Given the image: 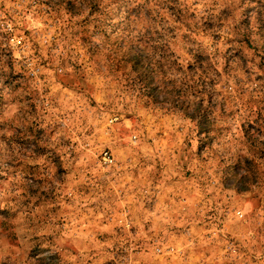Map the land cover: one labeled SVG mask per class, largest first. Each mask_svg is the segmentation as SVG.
<instances>
[{
    "label": "rangeland",
    "instance_id": "1",
    "mask_svg": "<svg viewBox=\"0 0 264 264\" xmlns=\"http://www.w3.org/2000/svg\"><path fill=\"white\" fill-rule=\"evenodd\" d=\"M0 264H264V0H0Z\"/></svg>",
    "mask_w": 264,
    "mask_h": 264
},
{
    "label": "trees",
    "instance_id": "2",
    "mask_svg": "<svg viewBox=\"0 0 264 264\" xmlns=\"http://www.w3.org/2000/svg\"><path fill=\"white\" fill-rule=\"evenodd\" d=\"M122 40H124V42H126L124 38H122ZM119 48H122V46H120ZM128 52H129L128 54H125L126 57H130V56L135 55V53L132 49L128 50ZM114 54L119 55L120 53H119V51L115 50ZM125 55H122V56H125ZM132 60L135 62L136 65L139 64V60H136V59H132Z\"/></svg>",
    "mask_w": 264,
    "mask_h": 264
},
{
    "label": "built area",
    "instance_id": "3",
    "mask_svg": "<svg viewBox=\"0 0 264 264\" xmlns=\"http://www.w3.org/2000/svg\"><path fill=\"white\" fill-rule=\"evenodd\" d=\"M103 159L107 163H112L113 162V158L111 157V154L109 152H107V151L104 152Z\"/></svg>",
    "mask_w": 264,
    "mask_h": 264
}]
</instances>
